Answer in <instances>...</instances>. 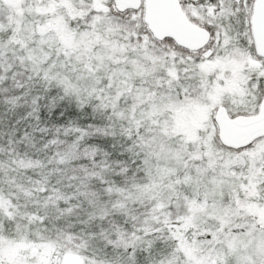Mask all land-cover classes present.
<instances>
[{
  "label": "snow or ice",
  "instance_id": "1",
  "mask_svg": "<svg viewBox=\"0 0 264 264\" xmlns=\"http://www.w3.org/2000/svg\"><path fill=\"white\" fill-rule=\"evenodd\" d=\"M0 264H264V0H0Z\"/></svg>",
  "mask_w": 264,
  "mask_h": 264
}]
</instances>
